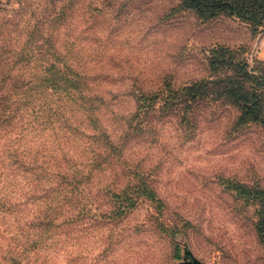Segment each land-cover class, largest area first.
Here are the masks:
<instances>
[{"label":"clouds","instance_id":"clouds-1","mask_svg":"<svg viewBox=\"0 0 264 264\" xmlns=\"http://www.w3.org/2000/svg\"><path fill=\"white\" fill-rule=\"evenodd\" d=\"M182 3L0 0V264H264V125Z\"/></svg>","mask_w":264,"mask_h":264},{"label":"rangeland","instance_id":"rangeland-1","mask_svg":"<svg viewBox=\"0 0 264 264\" xmlns=\"http://www.w3.org/2000/svg\"><path fill=\"white\" fill-rule=\"evenodd\" d=\"M178 10H183L197 19L208 36L217 41L216 47L211 49L208 58L210 70L218 76H227L229 72L232 73L227 83L217 93V98L220 99L221 103L231 105L233 112L239 116L241 113L239 107L232 100L221 98L222 92L242 88L246 92L255 89L260 93V108L257 109L259 120H254L252 115L247 114L244 119L239 120L237 127L247 123L264 125V71H262L259 78L253 79L248 76L244 77L243 74H246V72H241L238 68V64L244 63L246 66L245 71L264 70V62H262L264 60L259 58L257 53L259 51V39L264 35V23L253 25L241 18L227 14L209 17L194 8L184 7L182 4ZM245 84L249 86L248 89L245 88ZM251 104L252 101L249 102L250 107ZM236 193L237 199L243 200L246 204L255 202L260 204V209L256 214L260 216L261 222L264 219V192H252L244 188H237ZM262 229L264 230V225ZM260 238L264 241V233L260 235ZM192 259L193 255L190 250L181 251L179 247L175 249L173 254L174 264H182Z\"/></svg>","mask_w":264,"mask_h":264},{"label":"trees","instance_id":"trees-1","mask_svg":"<svg viewBox=\"0 0 264 264\" xmlns=\"http://www.w3.org/2000/svg\"><path fill=\"white\" fill-rule=\"evenodd\" d=\"M182 6L194 8L209 17L227 14L241 18L253 25L264 23V0H183ZM238 68L241 72H246V74H243L244 77L248 76L244 63L238 64ZM201 91L200 89H194L193 98H195V95H199ZM257 93L255 89L251 92H246L242 88H238L236 90H225L220 97L225 100H232L239 107L241 111L239 120L244 119L247 114L252 115L254 120H259L257 109L260 108V97ZM250 101H252L251 107L249 106ZM263 225L264 219L261 220L257 227L259 235L264 233Z\"/></svg>","mask_w":264,"mask_h":264},{"label":"crops","instance_id":"crops-1","mask_svg":"<svg viewBox=\"0 0 264 264\" xmlns=\"http://www.w3.org/2000/svg\"><path fill=\"white\" fill-rule=\"evenodd\" d=\"M258 57L264 60V35L259 39Z\"/></svg>","mask_w":264,"mask_h":264},{"label":"water","instance_id":"water-1","mask_svg":"<svg viewBox=\"0 0 264 264\" xmlns=\"http://www.w3.org/2000/svg\"><path fill=\"white\" fill-rule=\"evenodd\" d=\"M182 264H199V262L193 257L192 260H187L183 262Z\"/></svg>","mask_w":264,"mask_h":264}]
</instances>
